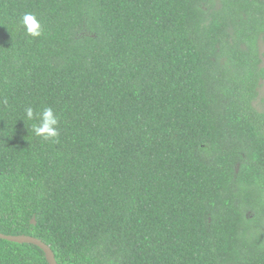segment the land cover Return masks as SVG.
I'll return each mask as SVG.
<instances>
[{"label": "trees", "instance_id": "1", "mask_svg": "<svg viewBox=\"0 0 264 264\" xmlns=\"http://www.w3.org/2000/svg\"><path fill=\"white\" fill-rule=\"evenodd\" d=\"M263 45L264 0H0V232L58 264H264ZM0 264L49 263L0 239Z\"/></svg>", "mask_w": 264, "mask_h": 264}, {"label": "clouds", "instance_id": "2", "mask_svg": "<svg viewBox=\"0 0 264 264\" xmlns=\"http://www.w3.org/2000/svg\"><path fill=\"white\" fill-rule=\"evenodd\" d=\"M19 26L24 29L25 34L29 37L38 39L43 35V21L33 13H25ZM3 103L7 104L8 102L4 100ZM25 119L33 121L30 129L31 135L44 141H58L60 137V117L52 107H43L38 110L27 107L25 109Z\"/></svg>", "mask_w": 264, "mask_h": 264}, {"label": "water", "instance_id": "3", "mask_svg": "<svg viewBox=\"0 0 264 264\" xmlns=\"http://www.w3.org/2000/svg\"><path fill=\"white\" fill-rule=\"evenodd\" d=\"M33 223L36 224L35 219L33 220ZM0 239L17 244L35 245L44 251L45 257L49 264H58L56 256L53 250L51 249V247L47 245L45 242H43L41 239L26 235H20V236L5 235L1 232H0Z\"/></svg>", "mask_w": 264, "mask_h": 264}, {"label": "rangeland", "instance_id": "4", "mask_svg": "<svg viewBox=\"0 0 264 264\" xmlns=\"http://www.w3.org/2000/svg\"><path fill=\"white\" fill-rule=\"evenodd\" d=\"M264 47V45H263ZM261 98L264 100V90L261 92Z\"/></svg>", "mask_w": 264, "mask_h": 264}]
</instances>
